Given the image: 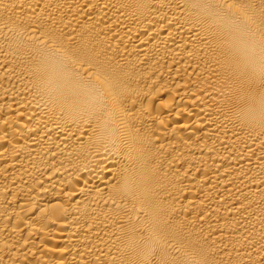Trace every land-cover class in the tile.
I'll return each instance as SVG.
<instances>
[{
    "label": "bare ground",
    "instance_id": "obj_1",
    "mask_svg": "<svg viewBox=\"0 0 264 264\" xmlns=\"http://www.w3.org/2000/svg\"><path fill=\"white\" fill-rule=\"evenodd\" d=\"M0 264H264V0H0Z\"/></svg>",
    "mask_w": 264,
    "mask_h": 264
}]
</instances>
